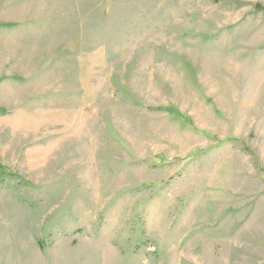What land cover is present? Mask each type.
I'll return each instance as SVG.
<instances>
[{
  "label": "rangeland",
  "instance_id": "rangeland-1",
  "mask_svg": "<svg viewBox=\"0 0 264 264\" xmlns=\"http://www.w3.org/2000/svg\"><path fill=\"white\" fill-rule=\"evenodd\" d=\"M0 110V264H264V0H0Z\"/></svg>",
  "mask_w": 264,
  "mask_h": 264
},
{
  "label": "trees",
  "instance_id": "trees-1",
  "mask_svg": "<svg viewBox=\"0 0 264 264\" xmlns=\"http://www.w3.org/2000/svg\"><path fill=\"white\" fill-rule=\"evenodd\" d=\"M164 109V108H163ZM163 109H159V110H163ZM164 111L169 112L171 115H173L175 117L176 120H178L180 123H182L184 126L192 129L195 132L200 133V131L198 129H196V127L194 126V123L192 122V119L182 113L179 112V110H177V108L175 107H169L167 109H164ZM3 113V110H0V114ZM204 136H207L209 138H213L214 140H217V137L212 136L210 133L207 132H202ZM235 142L237 143V139H228L226 141H218V145H221L224 142ZM258 163H259V159L257 158ZM2 169L1 165H0V170Z\"/></svg>",
  "mask_w": 264,
  "mask_h": 264
}]
</instances>
